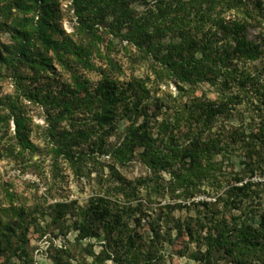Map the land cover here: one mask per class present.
Returning <instances> with one entry per match:
<instances>
[{
  "label": "rangeland",
  "instance_id": "374dc122",
  "mask_svg": "<svg viewBox=\"0 0 264 264\" xmlns=\"http://www.w3.org/2000/svg\"><path fill=\"white\" fill-rule=\"evenodd\" d=\"M11 1L0 0V6ZM160 1L174 2L135 0L130 9L137 17L145 16L148 10L156 13L155 7ZM71 4V0H56L54 24L64 35L57 33L54 39L67 36L77 40V19ZM218 11L224 21L244 22L247 40L261 51L255 62L234 59L232 65L238 73L256 75L264 84V0H244L241 6L231 10L221 5L212 14ZM9 17L8 22L20 19L21 13L12 9ZM0 20L4 18L0 16ZM111 21L108 17L105 24ZM105 28L100 25L97 29L100 38L89 55L91 68L82 67L71 57H65L64 64L59 63L49 52L51 69L43 71L21 63V56L13 52L15 42L11 32L7 28L0 29V55L6 60L3 63L0 58V220L15 231L10 244L2 247L0 264H54L58 251L59 257L69 264H92L93 258L87 252L98 254L105 248L112 259L119 258L105 264H130L123 260L129 256L121 248L129 237L142 251L154 256L150 264H201L193 260L191 254L204 252L200 236L211 231L212 221L224 219L237 228H256L264 214V148L257 149L259 156L253 158L260 163L254 173L246 168L249 160L243 149V142L256 143L258 137L264 140V106L259 94L249 88L241 91L235 84L224 89L219 85L197 83L179 91L173 80L156 76L159 65L150 55L127 45L119 34H112ZM215 29L205 24L197 34L198 39L204 33L212 34ZM178 41L170 34L161 38L164 46ZM102 71L116 80L120 88H126L134 78L143 79L150 89V98L138 106L137 111L115 121L114 131L104 136L105 149L119 145L129 128L144 120L148 121L154 146L158 147L166 140L158 133V124L165 120L171 125L182 106L195 99L218 103L231 98L227 113L215 117L202 136L204 140L218 141L212 157V162L217 164L213 177L206 178L196 191L190 190V195L168 187V171L159 173V178L155 179L137 158L120 165L111 160V154L101 153L91 143L78 148L80 155L75 163L56 157L53 140L48 134V120L49 115L56 116L59 108H53L50 103L78 98L85 101L97 87ZM73 75L85 81V91L75 92ZM75 108L72 119L77 123L88 122L94 114L83 107ZM153 113H156L155 118ZM16 116L20 120L22 117L24 133L32 149L23 150L16 137ZM68 123V120L60 122L63 127ZM190 133L187 126H181L174 133L175 142L186 145L191 139ZM237 177L241 182L235 181ZM246 183L251 185L245 192L250 197L243 198L241 193L234 197L237 194L231 192V188ZM100 198L110 203L112 213H119L121 222L116 223L117 227L113 224L110 232L105 231L103 223L93 222L96 235L77 241L75 227ZM61 205L66 206L65 214L54 221V213ZM187 227L195 233L193 241L187 237ZM65 250L67 253L63 252Z\"/></svg>",
  "mask_w": 264,
  "mask_h": 264
},
{
  "label": "trees",
  "instance_id": "16d2710c",
  "mask_svg": "<svg viewBox=\"0 0 264 264\" xmlns=\"http://www.w3.org/2000/svg\"><path fill=\"white\" fill-rule=\"evenodd\" d=\"M135 0H71V8L77 19L75 26L76 41L67 36L54 39L57 33L63 34L54 24L57 13L56 0H12L0 6V29L7 28L15 42L13 52L21 56V63H26L33 70L51 69V53L55 59L64 64L65 57H71L74 62L84 68H91L89 61L96 41L99 40L97 29L105 25V29L112 34H119L121 41L134 46L138 51L151 56L155 61L158 72L156 76H162L174 81L179 91L184 86H193L197 83H206L210 86L219 85L226 89L235 84L241 91L254 90L259 94L264 106V84L259 82L258 76L238 73L232 61L255 62L259 59L261 51L259 47L246 38V24L242 21L221 18V11L216 15L212 13L218 6H226L228 10L239 7L244 0H189L156 4V13L148 10L147 15L137 17L130 4ZM204 6V7H203ZM224 8V7H222ZM12 9L21 13L20 19H8ZM112 19L110 24H105L106 19ZM215 26L211 34H203L198 39L197 34L205 27V24ZM97 26V28H96ZM124 31V32H123ZM170 34L171 38L179 39L178 42L161 44V38ZM0 58L2 59L1 55ZM1 62H5L2 59ZM109 65L114 64L109 61ZM75 92L81 93L86 89L85 81L73 75ZM222 81H219V80ZM150 89L145 86L143 79H131L126 88H120L117 81L102 71V77L95 90L85 97V101L79 99L63 100L58 103L52 101L51 106L59 108L55 117L49 115L48 134L53 140V154L64 160L75 163L78 148L84 145L98 147L103 154H111L110 158L120 165L133 159H138L142 165L149 169L155 179L159 173L168 171L170 181L168 187L181 192L189 193L197 190V187L208 178L213 177L217 164L212 162L213 152L217 151L218 141L202 138L206 129H209L215 117L224 115L228 111V100L218 103L202 102L195 99L182 106L181 111L175 113L174 122L170 125L163 120L158 124V133L166 140L161 145L154 146L155 139L151 137L148 121L144 120L140 125H132L124 135L119 145L105 149L104 136H109L114 131V123L118 119L137 111L144 101L148 100ZM85 108L94 111L88 122L77 123L72 119L76 108ZM159 108L155 106L158 112ZM152 116L155 118L156 113ZM62 120H68L67 127L61 126ZM157 121L154 120V123ZM16 137L23 150L33 148L24 133L25 127L18 116L14 118ZM181 126H187L191 139L186 145L175 142L174 133ZM196 127V129H193ZM264 129V128H263ZM194 130V131H193ZM264 131V130H263ZM95 140H93L94 136ZM243 135H240V137ZM264 136V135H263ZM253 142H243L245 154L249 162L247 170L254 173L260 163L253 159L259 156L257 149H263L264 140L257 138V145ZM254 143V144H253ZM93 153V152H92ZM216 180V179H215ZM214 180V181H215ZM237 177L236 182H241ZM251 185L246 183L239 187H232L231 192L243 198L250 196L245 194ZM118 191V190H117ZM119 192H122L119 189ZM125 194V193H124ZM133 194V191L132 193ZM125 196V195H124ZM234 201V199H233ZM203 205L207 206L206 203ZM85 214V218L77 228V241L92 238L96 235L93 222L104 224L105 231L113 230V224L121 222V216L117 212L112 213L110 203L100 198ZM111 208V209H110ZM66 206L61 205L55 211L54 221H59L64 216ZM20 215V214H18ZM22 219V214H21ZM211 231L198 237L204 252L197 251L191 254V258L201 264H264V214L256 228H240L229 225L224 219L212 221ZM187 237L194 240L195 233L190 227L186 229ZM15 234L10 224L0 220V254L3 245L10 244V237ZM134 239L129 237L125 245V262L130 264H150L153 257L148 251H142ZM67 253L66 250L63 251ZM60 251L53 259L54 264H69L60 257ZM92 258V264H105L112 259L108 249H102L98 254L87 252ZM222 262V263H220Z\"/></svg>",
  "mask_w": 264,
  "mask_h": 264
}]
</instances>
